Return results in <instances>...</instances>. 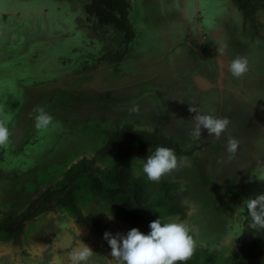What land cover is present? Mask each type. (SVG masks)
I'll list each match as a JSON object with an SVG mask.
<instances>
[{
    "label": "rangeland",
    "instance_id": "1",
    "mask_svg": "<svg viewBox=\"0 0 264 264\" xmlns=\"http://www.w3.org/2000/svg\"><path fill=\"white\" fill-rule=\"evenodd\" d=\"M14 1H25L24 7L40 9L35 12L18 8L12 14L15 17L25 14L31 23L28 29L14 26L10 31L13 40L7 44L9 49L0 50V107L5 116L9 112L12 115L17 100L29 103L32 87L44 86L45 91L56 86L70 89L68 85L54 83L77 78L84 72L98 74L105 69L107 73L101 75L96 89H90L89 104L85 103L86 94L81 89L78 90L83 92L82 97L75 95L76 101L70 99L68 105L55 95L36 103L30 114L34 131L23 134L19 110L7 118L13 134L8 147L0 148V222L34 203L37 208L43 191L65 179L68 168L83 158L104 171L120 163L125 153L118 146H111L106 155L98 151L105 147L110 132L131 125L135 130H157L180 147L182 153L178 157L187 158L183 167L159 183L150 181L147 189L148 203L152 206L150 223L173 217L187 221L198 242L191 259L197 264H230L236 244L250 240L246 232L250 227L249 214L246 209L237 214L236 208L245 199L264 192V181L259 180L258 172V163L264 162V147H257L264 145V0H249L247 15L237 0H155L160 7L149 0L150 8L148 0H129L128 24L135 32L129 42L112 25L101 26L93 17L84 19L85 5L91 0ZM32 14L38 16H29ZM58 19L67 24L56 25ZM159 23L166 25L164 30ZM16 24L11 20L6 26ZM42 26L47 31L35 36L36 31L44 30ZM51 33L62 42L71 43V54L62 55L60 61H53L52 55L40 63L41 57L31 60L29 54L34 51L35 39L49 38ZM221 43L225 45L224 56H218L216 51ZM55 47L62 46L56 41ZM47 48L52 52L50 45ZM157 51L158 67L149 59ZM237 56L247 57L250 65L249 73L239 79L227 69L228 62ZM172 58L177 61L176 67ZM98 68L103 69L94 70ZM40 83L43 84L36 87ZM111 85L117 91H110ZM243 101L261 108L262 122ZM189 103L205 114L230 120L220 140L209 137L206 129L202 130L200 140H192L189 133L195 114L189 111ZM63 106H68V113L64 114ZM39 107L54 118L47 129L35 127L38 114L35 110ZM131 108L133 113L128 111ZM86 112L89 115H84ZM228 138L239 143L231 160L225 147ZM158 146L161 145L149 148L143 158L137 150L132 152L129 161L135 177L149 182L142 164ZM93 172L111 186L99 172ZM90 181L86 171L73 182L72 185H79L76 203L84 215H96L100 225L84 222L68 206L58 204L26 221L20 242L6 239L0 233V264H50L57 252L52 245L57 234L70 230L73 221L81 229L80 239L95 252L91 264H109L111 248L104 233L126 235L132 226L117 222L115 217L108 219L105 211L114 215L110 199L91 190ZM115 199L120 201L117 196ZM160 201L164 202L159 204ZM140 231L148 232L144 228ZM72 234L75 244L78 237Z\"/></svg>",
    "mask_w": 264,
    "mask_h": 264
},
{
    "label": "trees",
    "instance_id": "2",
    "mask_svg": "<svg viewBox=\"0 0 264 264\" xmlns=\"http://www.w3.org/2000/svg\"><path fill=\"white\" fill-rule=\"evenodd\" d=\"M237 1L240 3L244 15H247L249 12L246 8L249 0ZM130 7L131 3L129 0H91V3L87 5L86 9L90 15L97 18L99 25H112L122 32L125 31L127 33L126 40L129 42L135 34L134 30L128 24ZM152 19L154 20L153 16ZM161 23L159 25H162ZM58 44L60 43L58 42ZM97 73L100 76L96 74V78L101 80L100 77L104 73V70ZM111 88L112 90L110 91L115 92V86L111 85ZM156 145L171 148L177 155L182 153L178 145L159 133L147 130L137 131L131 125L118 127L115 132L109 133V139L105 147L100 149L98 153L106 155L111 146H118L125 153L120 163H116L104 171L99 167H93L92 161L90 162L91 164H88L87 160L83 158L80 162L68 168L65 179L58 181L56 185L47 187L43 191L37 201L38 203L40 202L37 208H35L34 203V205L19 214H11L3 218L0 222V233H3L6 239L20 242L26 221L32 219L42 211L53 210L58 204L68 206L80 220L90 222L93 225H100V220L96 215H84L76 203L75 191L79 189V185L72 184L81 172L87 171L91 176L88 187L101 197L110 199L115 220L129 224L132 228H138L139 230L144 228L148 231H146V234H148L151 231L149 224L152 206L151 203H148L147 189L151 183L150 181L145 182L134 176L129 160L134 150H137L138 156L143 158L146 155V151L151 146ZM93 171L99 172L111 186L104 183V179L100 176H94ZM65 181L68 182L65 183ZM116 196L119 197L120 201L115 199ZM163 202L160 201L159 204ZM33 208L35 209L31 212ZM144 224L147 226V229L144 227ZM246 232L250 240H243L239 244H236L233 249L234 254L230 258V264H264V229L248 227ZM186 264L197 263L195 260L190 259Z\"/></svg>",
    "mask_w": 264,
    "mask_h": 264
},
{
    "label": "clouds",
    "instance_id": "3",
    "mask_svg": "<svg viewBox=\"0 0 264 264\" xmlns=\"http://www.w3.org/2000/svg\"><path fill=\"white\" fill-rule=\"evenodd\" d=\"M216 51L218 56H224L225 45L218 44ZM227 69L232 77L239 79L249 73V60L245 56H237L228 62ZM189 104V111L195 114L192 118L194 125L189 133L192 140H200L203 129L208 131L209 137L220 140L229 128L230 120L205 114L199 107ZM35 111L38 113L35 116V127L38 130L47 129L53 124V116L43 107ZM12 134L4 109L0 107V148L8 147ZM225 147L229 154L228 159L231 160L238 150L239 143L235 138H228ZM186 161V157H178L173 149L158 146L147 156L146 162L142 164V171L149 181L159 183L165 176L183 167ZM258 172L261 173L259 180L264 181V162L258 163ZM245 209L249 214L248 218L250 217V227L264 229V194L245 199L243 204L236 208V213ZM105 212L108 219H114L112 212ZM149 227L151 231L148 234L138 228H132L126 235L105 232L104 239L111 248L112 259L109 264H186L193 257L198 242L194 229L187 221H182L179 217L167 221L156 219ZM69 229L57 234L52 244L57 252L52 256L50 264H91L95 252L80 239L81 229L76 221L69 225ZM73 232L78 237L75 244ZM60 249L68 251L62 253Z\"/></svg>",
    "mask_w": 264,
    "mask_h": 264
},
{
    "label": "flooded vegetation",
    "instance_id": "4",
    "mask_svg": "<svg viewBox=\"0 0 264 264\" xmlns=\"http://www.w3.org/2000/svg\"><path fill=\"white\" fill-rule=\"evenodd\" d=\"M155 1V0H154ZM16 1H14V0H0V50L1 49H6V50H8L9 49V47L7 46V44L8 43H10V42H12V40H13V37H12V35L10 34V31L12 32V29H13V27L14 26H20L21 27V29H28L29 27V24L31 23L30 21H28L27 20V18L26 17H28V16H26L25 14L24 15H22V16H20V17H15L14 15H12L18 8L19 9H23V10H29V9H32L33 11H38V9H40V8H34L33 6H25L24 7V2L23 1H17L16 3H15ZM22 3L21 5H18V3ZM158 5H159V7H160V4L157 2V1H155ZM91 3V1L88 3V4H90ZM88 4H86L85 5V13H86V16H85V20L86 21H88V20H90V19H92V17L94 18V20L97 22V18L95 17V16H93V15H90L88 12H87V5ZM148 6H149V8H150V4H149V0H148ZM239 5H240V3H238ZM166 7H170V5H165V8ZM172 7V6H171ZM42 8H46V9H48L49 10V8L47 7V6H43ZM18 9V10H19ZM22 10V11H23ZM25 11H23V13H24ZM51 12V11H50ZM150 12L151 11H149V14H150ZM41 13V12H40ZM148 14V15H149ZM40 15V14H39ZM29 16H38V15H36V14H32V15H29ZM162 16L163 17H165L163 14H162ZM149 17V16H148ZM33 18V17H32ZM60 19V18H59ZM57 20V21H55V24L56 25H60V26H62V25H65V24H67V22L65 23V21H60V20ZM165 19L168 21V18L167 17H165ZM11 20H15V22H17V24L16 25H13L12 27H8V26H6ZM30 22V23H29ZM148 22H149V20H148ZM170 22L168 21V24H169ZM45 25V24H44ZM56 25H55V29L57 30V28H56ZM75 25V24H74ZM101 26H107V25H101ZM114 27V26H113ZM42 28L44 29L43 31H41V32H38V31H36L35 33H34V35L36 36L37 34H41V35H44V33L47 31V29L45 28V26H42ZM158 30V29H157ZM120 31V30H119ZM158 31H160V30H158ZM121 33H123V35H124V37H125V39H127L126 37H127V33L124 31V32H122V31H120ZM167 33H168V30L166 31ZM47 33H49V32H47ZM29 34L31 35V36H33L32 34H31V32L29 31ZM38 35V36H39ZM51 39V40H50ZM56 41H58L60 44H61V46L62 47H55L56 46ZM127 41V40H126ZM128 42V41H127ZM53 44V46H51ZM50 45V47H51V50H52V52H50L49 51V49L47 48L48 46ZM70 45H71V43H67V42H62V39H59L56 35H54L53 36V34L51 33V35L49 36V38L46 36V37H41L40 39H35V43H33V47H32V50H34V51H31L30 52V54L29 55H31V56H29L30 57V59L31 60H34L35 58H38V57H41V58H39V63L41 62V60H46V57L47 56H49V55H52V60L53 61H60L61 60V58H63V56L65 55V54H71V48H69L70 47ZM19 49V48H18ZM20 50H22V48L20 49ZM149 50V49H148ZM24 53V52H23ZM24 55V56H23ZM63 55V56H62ZM22 58L23 57H25V54H22V56H21ZM56 57V58H55ZM173 57V56H172ZM55 58V59H54ZM48 59V58H47ZM144 60V59H143ZM174 61V62H173ZM172 62H173V64H174V66L176 67V65H177V61H175V59L174 58H172ZM32 63H34V61L32 62ZM155 68V67H154ZM153 68V69H154ZM103 68H98V69H94V70H98V71H101ZM153 69H149L148 71H152ZM156 69V68H155ZM155 69H154V71H155ZM94 70H92V71H94ZM103 70H105V69H103ZM105 73H107V71L105 72ZM105 73H103V75H105ZM96 73L95 72H91V73H88V74H86L85 72H84V74L83 75H77V78H75V77H72L71 78V80H70V78H66V80H63V79H61V80H59V81H57V82H55L54 84H58V85H68L67 87H69V88H78V89H81L83 92H85V94H86V98H85V103L86 104H89V103H87V102H89L90 101V97H92L91 96V91H90V89L92 90V89H96L97 88V84L99 83V79L98 78H96ZM79 76V77H78ZM129 76V75H128ZM74 78H75V80H74ZM104 78V77H103ZM84 80V81H83ZM104 80H105V78H104ZM106 81V80H105ZM93 82V83H92ZM107 82V81H106ZM49 83V82H48ZM26 84H27V82H26ZM43 83H40L39 85H37L36 87H38V86H40V85H42ZM46 86V85H45ZM35 87V88H36ZM91 87V88H90ZM34 87H32V89H33ZM30 90V96H29V99H28V102H30V101H32L31 103H28V104H24V102H18V100L16 101V104L14 103L13 105L14 106H16V107H14L15 109H13V111H12V115H9L7 118H10L11 116H13V114L15 113V111L17 112L18 110V112H19V114H20V117H22L23 119H24V122H28V125H31L32 123H31V119H30V114H31V111L33 110V108H34V106H35V104L36 103H38L39 104V102L40 101H42V102H45V100H47V99H49L50 98V96H52V95H55V96H57V99L59 100V101H63V100H61L60 98H59V94H58V91L57 90H49V92L48 91H45L44 89H45V87L43 86V87H41V88H38V89H33V90ZM60 90V89H59ZM65 90H67V89H65ZM129 91V90H128ZM46 92H48V93H46ZM43 93H45V95H43ZM62 93L63 94H66V91H62ZM16 94H17V92H15V95L14 96H16ZM127 94H129V93H127ZM42 95V96H41ZM111 95V94H110ZM35 97H38L36 100H35ZM100 99V98H99ZM245 100V99H244ZM101 101V100H100ZM243 104L245 105V107L247 108V109H249L250 111H252L253 112V114H255L256 116V118H258V115H259V120H260V122H262L263 121V111H261V108H259V107H257V106H255L254 104H252V103H249V102H244L243 101ZM68 105V104H67ZM20 107H22V108H20ZM64 107V114L65 113H68L67 112V107L68 106H63ZM242 107V106H241ZM131 110V112L133 113V111H134V108H131V109H129L128 111H130ZM28 111H30V113H29V115H28ZM26 113H27V118H26ZM82 114V113H81ZM80 114V115H81ZM84 115H89V113L88 112H86ZM251 118H252V116H250ZM29 119V120H28ZM66 119L67 120H69V121H71L70 119H68L67 117H66ZM65 119V120H66ZM22 120V119H21ZM258 121V120H257ZM76 125H78V124H76ZM124 126V125H123ZM22 128V127H21ZM23 129L24 128H22V132H23V134H25L26 132H27V130H25L24 129V131H23ZM137 130V129H136ZM137 131H141V130H137ZM151 132H156V133H159L157 130H155V131H151ZM164 136V135H163ZM171 140V139H170ZM157 146V145H156ZM29 147H31V146H29ZM152 147V146H151ZM150 147V148H151ZM257 147H264V145L263 144H257ZM251 152L253 153V155L255 154V152H254V150L252 149L251 150ZM181 154V153H180ZM180 154H178V155H180ZM253 157V156H252Z\"/></svg>",
    "mask_w": 264,
    "mask_h": 264
},
{
    "label": "crops",
    "instance_id": "5",
    "mask_svg": "<svg viewBox=\"0 0 264 264\" xmlns=\"http://www.w3.org/2000/svg\"><path fill=\"white\" fill-rule=\"evenodd\" d=\"M219 12H221V11H219ZM221 14V13H220ZM220 14H218V15H220ZM161 15V14H160ZM160 26V29L161 30H164L165 29V27H166V25H159ZM242 42V41H241ZM243 44H244V42H242ZM241 43V44H242ZM155 50V49H154ZM158 52V51H157ZM176 54L179 56V54H180V51L178 50L177 52H176ZM153 57H150L149 59L153 62L152 64L153 65H158L160 62H157L156 60H158V56H159V52L155 55H152ZM175 55H173V57H174ZM177 56V57H178ZM155 66V67H156ZM158 67V66H157ZM123 83H125L126 82V80L124 79V81H122ZM262 87V86H261ZM125 89V88H124ZM115 91H116V89H115ZM29 113H30V111H28ZM9 115H10V112H9ZM8 115V116H9ZM29 115V114H28ZM27 113H26V118H27ZM8 116H5L6 118L8 117ZM30 116V115H29ZM21 121H20V126L22 127V128H24L25 130H27V132H29V130H31V131H34L33 130V128H34V126H33V124H31V125H28V122H24V119L21 117ZM29 120V119H28ZM24 129H23V131H24Z\"/></svg>",
    "mask_w": 264,
    "mask_h": 264
},
{
    "label": "bare ground",
    "instance_id": "6",
    "mask_svg": "<svg viewBox=\"0 0 264 264\" xmlns=\"http://www.w3.org/2000/svg\"><path fill=\"white\" fill-rule=\"evenodd\" d=\"M52 90H57L59 96L61 97L60 99L63 100L64 103H67V104L69 103L70 99H75V101H76V96H78V97L81 96L82 97V95H83V92L78 90V88H70V89L65 90V88L57 86V87L51 89V91ZM62 91H66V94H63ZM48 92H46V93H48Z\"/></svg>",
    "mask_w": 264,
    "mask_h": 264
}]
</instances>
